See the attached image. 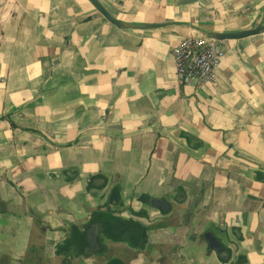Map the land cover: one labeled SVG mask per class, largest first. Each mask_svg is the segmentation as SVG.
Returning <instances> with one entry per match:
<instances>
[{
    "label": "crops",
    "instance_id": "1",
    "mask_svg": "<svg viewBox=\"0 0 264 264\" xmlns=\"http://www.w3.org/2000/svg\"><path fill=\"white\" fill-rule=\"evenodd\" d=\"M97 1L161 27L0 0V264H264V0ZM257 27L178 82L182 39Z\"/></svg>",
    "mask_w": 264,
    "mask_h": 264
},
{
    "label": "built area",
    "instance_id": "2",
    "mask_svg": "<svg viewBox=\"0 0 264 264\" xmlns=\"http://www.w3.org/2000/svg\"><path fill=\"white\" fill-rule=\"evenodd\" d=\"M223 40L188 37L172 51L176 77L181 85L213 83L215 71L224 56Z\"/></svg>",
    "mask_w": 264,
    "mask_h": 264
},
{
    "label": "water",
    "instance_id": "3",
    "mask_svg": "<svg viewBox=\"0 0 264 264\" xmlns=\"http://www.w3.org/2000/svg\"><path fill=\"white\" fill-rule=\"evenodd\" d=\"M93 7L110 23L113 25L117 26L120 29H134V30H150V29H155V28H160L161 25H149V24H130V23H124L121 21L116 20L113 18L103 7L102 5L97 1V0H88ZM198 0H182L181 4H192ZM262 31L261 27H257L255 29H249L247 31L243 32H237V33H209L207 35H201V34H196L191 37H196V38H204L207 40H228V39H240V38H245L248 36L256 35ZM150 205L152 207L158 208L163 212H166L165 209L162 208V206H166L169 208L167 203H165L162 200L154 199L150 201ZM162 205V206H161ZM91 238L93 240H98L97 233L95 231H91L90 234Z\"/></svg>",
    "mask_w": 264,
    "mask_h": 264
}]
</instances>
